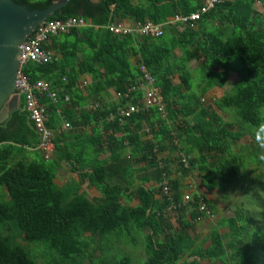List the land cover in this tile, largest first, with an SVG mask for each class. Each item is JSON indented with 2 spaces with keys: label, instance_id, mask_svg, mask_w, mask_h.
<instances>
[{
  "label": "trees",
  "instance_id": "trees-1",
  "mask_svg": "<svg viewBox=\"0 0 264 264\" xmlns=\"http://www.w3.org/2000/svg\"><path fill=\"white\" fill-rule=\"evenodd\" d=\"M13 1L31 10L52 4ZM205 2L72 0L48 19L78 18L92 26L51 36L43 48L53 60L23 67L32 83L46 80L58 92L56 101L41 99L46 127L55 135L53 156L26 157L41 143L27 111L14 112L0 126V264H39L19 240L43 247L47 264H84L96 250L101 258L106 251L112 255L103 264H133L129 255L117 261L124 237L135 247L142 240V264H264V13L257 7L264 0H222L198 22L164 25L159 38L119 36L106 28L123 20L164 24L198 12ZM142 66L160 88L165 113L154 107L120 121L119 109L143 98L142 91H130L144 76ZM215 88L224 95L206 105L205 94ZM66 122L71 131L89 126L92 133L60 132ZM73 136L79 141L67 143ZM247 136L251 142L236 151ZM65 160L92 170L84 177L101 202L89 200L79 186L56 185ZM175 162L185 177L197 171L209 192L241 183L240 205L203 239L196 224L213 216L216 204L200 193L184 202L181 183L171 179ZM124 198L138 204L124 205ZM201 203L211 216L200 211Z\"/></svg>",
  "mask_w": 264,
  "mask_h": 264
},
{
  "label": "built area",
  "instance_id": "built-area-1",
  "mask_svg": "<svg viewBox=\"0 0 264 264\" xmlns=\"http://www.w3.org/2000/svg\"><path fill=\"white\" fill-rule=\"evenodd\" d=\"M221 2L222 0H206L205 4L198 10V12L189 16L175 15L168 22L166 21L167 25L172 26L179 23L185 25L192 22H198L202 19L203 15L210 12ZM166 22L164 24H154L150 22L145 24L136 23L131 26H127L123 23H113L107 26V29L112 34L119 36L133 35L138 38L148 36L161 37L164 32L163 26L166 25ZM87 26H92V23L78 18H71L67 21H47L41 24L35 30L34 34L21 46L20 68L16 76L15 93L24 99V108L29 113V119L34 123V126L39 133L42 147L47 150L49 145L54 141L55 135L53 131L46 127V107L41 103V99L49 98L56 101L58 92L52 90L51 83L46 80H39L32 83L26 75H24L23 67L29 63L46 64L53 60L54 54L43 48V44L47 42L51 36L68 33L73 28ZM140 69L144 76L141 78V81L137 86L130 88V91H142L143 98L141 99L140 104H130L128 107L119 109L118 116L120 121L130 118L133 114L147 112L154 107H156L160 113H165L160 88L155 85L154 77L147 72L145 67H141ZM118 97H121V94H117V98ZM66 101H69L68 97H66ZM98 107L99 104H93L91 106L93 109H97ZM63 128L64 130H69L71 129V124L66 122ZM45 159L49 160V155H46ZM184 162L186 165L188 164L186 160ZM168 185V181H164L163 192L166 196L170 197L171 193ZM190 201V197L185 196L184 202L188 203ZM200 211L206 213L207 216H211L207 206L203 203L200 204Z\"/></svg>",
  "mask_w": 264,
  "mask_h": 264
},
{
  "label": "rangeland",
  "instance_id": "rangeland-1",
  "mask_svg": "<svg viewBox=\"0 0 264 264\" xmlns=\"http://www.w3.org/2000/svg\"><path fill=\"white\" fill-rule=\"evenodd\" d=\"M258 6H260L258 4ZM259 10H262L261 12L264 13V7H258ZM179 54V51H178ZM198 80V75L196 78H194V82H197ZM237 77L233 75L231 77V82H236ZM115 93V92H114ZM224 91L219 90V89H213L210 94L207 93L205 94L206 97H204V103L208 105L211 100H217L220 97H222ZM114 97V96H113ZM216 110V108H215ZM217 111V110H216ZM219 114H221L220 111H218ZM222 115V114H221ZM231 119V117H229ZM234 123V128H238V124L235 119H232ZM237 124V125H236ZM251 142V139L249 136L246 138L242 139L238 145H236L235 150L238 151L239 147L242 144L248 145ZM48 151L50 152V148L48 147ZM54 150L52 151V153ZM26 157H29V161H35V159L40 158L39 152H28L26 154ZM264 168V166H263ZM172 175L171 179H177L182 186L181 192L183 194V200L186 195L190 196V199H193L194 196L197 193L205 195L208 199H210L212 202L216 204L217 210L216 213L211 216V217H206L203 220H201L199 223L196 224L195 227V234L200 238L203 239L208 236L211 228L217 223V221L225 216H230L232 214V209L235 204L240 205L242 199L244 198V192L241 190V183H238L237 187H231L228 188L225 192L219 188V190H215L212 192H209L206 187L204 186L202 178L199 176L197 171H194L188 176H184L181 171V167L177 164V162L174 163L172 166ZM59 178L57 177V182ZM71 186L77 187L79 186L77 183L72 182ZM59 187V186H58ZM125 203V202H124ZM170 217L173 220L174 226L177 227V215L176 213H172V211H169ZM19 242L25 247L27 251H33L35 256L38 259L39 264H47V262L50 259L46 258V253L43 247H36L38 245H29L26 244L23 240H19ZM124 245L120 246V250H118V255H117V261L120 262L123 260L124 255H129L130 257L132 256L133 258V264H142L144 263L145 260V254L143 250V243L142 240H138V245L135 247L133 243L131 242L130 238L124 237L123 239ZM208 246V244H206ZM122 252H126L121 254ZM102 255L100 251L96 250L94 255H88V258L84 262V264H103L102 260L105 261H111L112 260V255L109 254V252L106 251V254L101 258ZM101 258V259H97ZM201 264H210L208 261H203Z\"/></svg>",
  "mask_w": 264,
  "mask_h": 264
},
{
  "label": "water",
  "instance_id": "water-1",
  "mask_svg": "<svg viewBox=\"0 0 264 264\" xmlns=\"http://www.w3.org/2000/svg\"><path fill=\"white\" fill-rule=\"evenodd\" d=\"M71 1L52 0L51 6L46 9L31 10L13 0H0V126L11 113L25 111L20 108V97L15 93L22 44L41 24ZM89 1L94 4L100 2Z\"/></svg>",
  "mask_w": 264,
  "mask_h": 264
},
{
  "label": "crops",
  "instance_id": "crops-1",
  "mask_svg": "<svg viewBox=\"0 0 264 264\" xmlns=\"http://www.w3.org/2000/svg\"><path fill=\"white\" fill-rule=\"evenodd\" d=\"M257 7H262V6L261 5L260 6L257 5ZM260 11H262V10H260ZM172 17L168 18L167 20H170ZM120 22L125 24V25H127V26H131V25L136 24L135 22H132L130 20H123V21H120ZM150 23H152V22H150ZM177 54H178V51H177ZM85 80L88 81L89 79L86 77ZM86 81L84 82V84H87ZM219 90H221V89H219ZM210 92H208V93L210 94ZM111 95L115 96L114 91H111ZM223 95H224V93H223ZM206 98H208V97H206ZM20 101H21V97H20ZM71 127H72V125H71ZM72 129H73V127H72ZM70 131L71 130H64L63 127L60 129V132L69 133ZM74 132L77 135H81L83 133L91 134L92 133V128L89 127V126H87V127L83 126L79 130H72L69 133V135H71ZM75 139H76V136H73V139L71 138V139L67 140V143L70 144V142H78L79 141V140H75ZM62 144H64V143H62ZM31 151L32 152H37L38 151L40 153V157L44 158V152H43V150L40 147L38 148V150L36 149L35 151H33V150H31ZM53 153L51 152V156H53ZM166 156L167 155H165V158H167ZM104 157H107V156H104ZM75 167H76V165L73 166L69 161L65 160V161L61 162L60 170H59V173H58V176H57L59 178V180H58L59 182H57V178H56V180H55L56 185L59 186L60 188H64V187H67L68 185H71L72 182L77 183L79 185V187H80V193L81 194L87 195L89 200H91L93 202H96V203L101 202L102 195L99 193V191L95 187L91 186L88 177H84L85 174L92 173V170H90V169L79 170V169H76ZM148 186H150V185H148ZM186 196H189V195H186ZM123 200H124L123 202H125V204L124 203L123 204L124 205H129L130 207H134V206H136L138 204V201L136 199H134L130 203H127L125 198Z\"/></svg>",
  "mask_w": 264,
  "mask_h": 264
},
{
  "label": "bare ground",
  "instance_id": "bare-ground-1",
  "mask_svg": "<svg viewBox=\"0 0 264 264\" xmlns=\"http://www.w3.org/2000/svg\"><path fill=\"white\" fill-rule=\"evenodd\" d=\"M173 18V17H172ZM171 18V19H172ZM48 21V20H47ZM46 21V22H47ZM169 20H167V22H168ZM167 22H166V25H167ZM114 23H121V22H119V21H115ZM149 23V22H148ZM193 23V22H192ZM113 24V23H112ZM179 24H182V23H179ZM176 25V24H175ZM186 25V24H185ZM109 26V25H108ZM172 26H174V25H172ZM107 28V27H106ZM34 34V33H33ZM155 38H159V37H155ZM142 67H144V66H142ZM147 70V69H146ZM147 72H148V70H147ZM141 81V80H140ZM25 107V106H24ZM25 109V108H24ZM26 111V110H25ZM39 147L43 150V152H44V158H45V156L46 155H49V159L51 158V152H52V150L54 149V142H52L50 145H49V148H50V152L47 150V149H45V148H43L42 147V145H41V143H40V145H39ZM38 147V148H39ZM185 198V197H184ZM192 200V199H191ZM172 211V210H171Z\"/></svg>",
  "mask_w": 264,
  "mask_h": 264
},
{
  "label": "flooded vegetation",
  "instance_id": "flooded-vegetation-1",
  "mask_svg": "<svg viewBox=\"0 0 264 264\" xmlns=\"http://www.w3.org/2000/svg\"><path fill=\"white\" fill-rule=\"evenodd\" d=\"M20 103H21V101H20ZM20 108H21V106H20ZM12 115H13V113L10 114V116H9V118H8L7 120L3 121L2 126H3V125H4L5 127L7 126V124H8V123L11 121V119H12Z\"/></svg>",
  "mask_w": 264,
  "mask_h": 264
}]
</instances>
